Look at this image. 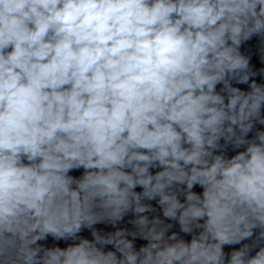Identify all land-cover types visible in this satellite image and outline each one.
I'll use <instances>...</instances> for the list:
<instances>
[{
  "label": "clouds",
  "instance_id": "obj_1",
  "mask_svg": "<svg viewBox=\"0 0 264 264\" xmlns=\"http://www.w3.org/2000/svg\"><path fill=\"white\" fill-rule=\"evenodd\" d=\"M0 264H264V0H0Z\"/></svg>",
  "mask_w": 264,
  "mask_h": 264
}]
</instances>
